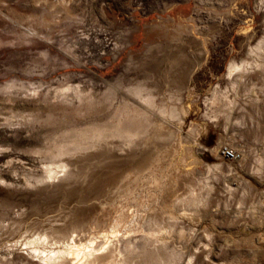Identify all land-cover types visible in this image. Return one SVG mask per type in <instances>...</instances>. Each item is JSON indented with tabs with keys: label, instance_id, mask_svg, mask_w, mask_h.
<instances>
[{
	"label": "rangeland",
	"instance_id": "374dc122",
	"mask_svg": "<svg viewBox=\"0 0 264 264\" xmlns=\"http://www.w3.org/2000/svg\"><path fill=\"white\" fill-rule=\"evenodd\" d=\"M262 59L264 0H0V264L119 216L140 264H264Z\"/></svg>",
	"mask_w": 264,
	"mask_h": 264
},
{
	"label": "bare ground",
	"instance_id": "6f19581e",
	"mask_svg": "<svg viewBox=\"0 0 264 264\" xmlns=\"http://www.w3.org/2000/svg\"><path fill=\"white\" fill-rule=\"evenodd\" d=\"M261 57H263V56H261ZM262 60H264V59H262ZM255 62L257 63L256 60H255ZM259 62H261V61H259ZM252 64H254V63H252ZM260 64H262V63H260ZM249 66H251V65H248V63L243 62V61L240 62L239 64L238 63L231 64V65H229V68H228L229 74H231L232 72H235V71H239L241 73H244L247 71V69H249ZM252 69H249V70H252ZM134 94L136 96H138L146 104L148 103L150 105V107L154 106L152 95L147 93V92H143V89H141L139 86L137 87ZM61 167L63 168V174L64 175H66L67 173H70V174L73 173L72 170H69L68 168L66 169L65 165H63ZM48 173L50 175L51 170H49ZM126 218H128V215H126ZM126 218H124V219H126ZM133 218H134V216H133ZM120 219H121V216H119L118 218L115 219V222L112 225L110 232H108V230L107 231L105 230L106 232L110 233L109 235L114 233L111 236V237H113V239L109 240V241L106 240L107 242L105 243V246L94 245L93 244L94 239L93 240L87 239V242H84V239L81 238V237H84L83 234L81 235V237H80V235H79V237H78V235L70 236L72 234L70 233V231H68L70 233V235L67 237L66 235H68L69 233L67 234L66 231L64 232V231H60L57 229V230H54V232H51V234L55 233L57 235V238L59 235V238H62V241H56L53 244H55V243H61L62 245L66 244L65 248L59 247V246L51 248L49 251V254L52 253V255H49V254L42 255L43 250H39V248L36 246H34V247L30 246L29 249L32 250V251L30 250L32 253L38 252L37 253L38 258L36 259V261H39L40 264H70L69 262L71 260L73 261V259L76 261V264H140V260L138 259V257L141 254L142 258L144 259V256H143V251L145 250L144 247H146V246L159 247V246H161V243H164V241H163L164 238H162V236L160 234L155 236V237L143 236L142 239L144 241L142 243V246L138 247V249L134 248V247H130V245L128 244L130 241L128 239H126L123 241V248L121 250H119V248H117V246H116V243H117L116 241H118L119 239L116 238V235H115L119 231L116 232L115 227H116L117 223L120 221ZM124 219H123V221L125 222ZM128 222L129 221H127V223ZM71 231H73V230H71ZM106 232H105V234H106ZM75 233H76V231L74 232V234ZM153 233H154V231H153ZM117 234H119V233H117ZM98 235H101V234H98ZM51 236H53V235H51ZM51 236H49V237H51ZM104 236H106V235H104ZM123 236H126V235H123ZM49 237L45 233L42 235V238H43L42 241L40 240V239H42L41 236L40 237L38 236L34 241L27 242L26 244H34L35 245V244H38V241H40L39 244L44 246V243H45V245L48 243ZM75 238H77V240ZM98 239H99V237H98ZM106 239H108V237ZM120 239H122V238H120ZM95 243L97 244L98 242H95ZM49 246H50V244H49ZM145 255H146V257H149L151 260L154 261V258L152 257V253L150 251L147 252Z\"/></svg>",
	"mask_w": 264,
	"mask_h": 264
},
{
	"label": "built area",
	"instance_id": "2783aa9c",
	"mask_svg": "<svg viewBox=\"0 0 264 264\" xmlns=\"http://www.w3.org/2000/svg\"><path fill=\"white\" fill-rule=\"evenodd\" d=\"M216 153L219 158L228 162H233L239 157L238 153L235 150L225 145H220Z\"/></svg>",
	"mask_w": 264,
	"mask_h": 264
}]
</instances>
